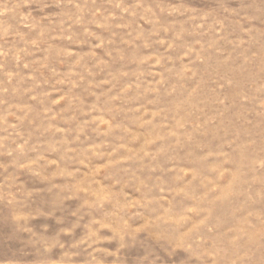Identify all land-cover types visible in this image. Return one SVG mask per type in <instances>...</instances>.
<instances>
[{
  "label": "clouds",
  "instance_id": "1",
  "mask_svg": "<svg viewBox=\"0 0 264 264\" xmlns=\"http://www.w3.org/2000/svg\"><path fill=\"white\" fill-rule=\"evenodd\" d=\"M0 264H264V0H0Z\"/></svg>",
  "mask_w": 264,
  "mask_h": 264
},
{
  "label": "rangeland",
  "instance_id": "2",
  "mask_svg": "<svg viewBox=\"0 0 264 264\" xmlns=\"http://www.w3.org/2000/svg\"><path fill=\"white\" fill-rule=\"evenodd\" d=\"M0 232H2L4 236H6L8 233V229L4 227L2 223H0Z\"/></svg>",
  "mask_w": 264,
  "mask_h": 264
}]
</instances>
